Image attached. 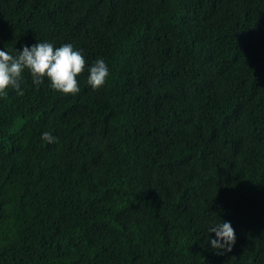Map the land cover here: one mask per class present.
<instances>
[{
	"label": "trees",
	"instance_id": "obj_1",
	"mask_svg": "<svg viewBox=\"0 0 264 264\" xmlns=\"http://www.w3.org/2000/svg\"><path fill=\"white\" fill-rule=\"evenodd\" d=\"M38 42L86 64L0 96V264H264V0H0V50Z\"/></svg>",
	"mask_w": 264,
	"mask_h": 264
},
{
	"label": "clouds",
	"instance_id": "obj_2",
	"mask_svg": "<svg viewBox=\"0 0 264 264\" xmlns=\"http://www.w3.org/2000/svg\"><path fill=\"white\" fill-rule=\"evenodd\" d=\"M85 58L71 44L54 47L49 42H38L31 47L24 46L19 55L14 57L8 51L0 50V96H7V89L12 88L22 95L20 88L25 70L31 75L34 84L40 85L44 79L50 81V87L62 94L76 95L80 88L77 77L84 72ZM109 69L103 59H98L89 69L87 83L93 89L104 86ZM42 139L55 143L56 137L50 132H43ZM214 232L216 238L210 239L211 247L218 253L231 252L236 241L235 231L230 222L214 224L208 233Z\"/></svg>",
	"mask_w": 264,
	"mask_h": 264
}]
</instances>
